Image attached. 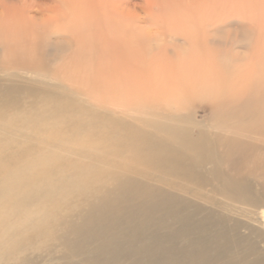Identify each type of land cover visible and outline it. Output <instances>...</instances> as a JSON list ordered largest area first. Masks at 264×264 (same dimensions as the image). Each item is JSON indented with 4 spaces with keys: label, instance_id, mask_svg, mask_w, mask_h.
Wrapping results in <instances>:
<instances>
[{
    "label": "bare ground",
    "instance_id": "obj_1",
    "mask_svg": "<svg viewBox=\"0 0 264 264\" xmlns=\"http://www.w3.org/2000/svg\"><path fill=\"white\" fill-rule=\"evenodd\" d=\"M140 1L0 0V264H231L264 243V0H235L252 47L207 70L199 0Z\"/></svg>",
    "mask_w": 264,
    "mask_h": 264
},
{
    "label": "rangeland",
    "instance_id": "obj_2",
    "mask_svg": "<svg viewBox=\"0 0 264 264\" xmlns=\"http://www.w3.org/2000/svg\"><path fill=\"white\" fill-rule=\"evenodd\" d=\"M8 1V0H5ZM40 3H45V0H35ZM140 0H130V5L133 4H140ZM238 6V1L230 2L228 0H199V66L203 70L211 69L213 66L212 63H217L221 61L220 57H215L213 52H224L225 50H229V48H233L234 52L240 53L244 52L245 50L243 47L247 48L249 50V44L251 42H242L239 37L235 34L233 30L237 29L239 30V27L236 25H231V23H237L236 21L238 19H241L238 16H241L238 11L235 12V9H237ZM233 9V11H231ZM36 18H41V14H33ZM238 18V19H237ZM231 22V23H230ZM235 35V36H234ZM52 46L56 44H60L61 41L57 37H52L49 38ZM252 45V43L250 44ZM70 50H63L58 52L57 54L55 53L53 56L54 60L56 63L60 64L61 62H64L67 60V56L70 55ZM255 60L251 58L250 56H245L240 63H250L254 62ZM233 65L231 64V67ZM212 104V101H204L200 106L199 112L196 114V119L199 121L203 115L206 114V110L208 106ZM201 111V113H200ZM245 236H251V233L249 232H243ZM257 239V238H256ZM254 242V240H252ZM249 247H248V246ZM254 245V244H253ZM247 246V247H246ZM260 246V247H258ZM246 247V248H245ZM258 247V248H257ZM239 248V249H238ZM248 248V249H247ZM232 247H228L227 250H225V255L224 258L230 257L232 253L234 254ZM238 250H244L242 253H248L247 254H240L239 260L243 259L246 260V262L249 263H254L255 261L260 264H264V243H259L257 246L252 247V244L250 243H244L242 247H237ZM256 249V250H255ZM47 249H42L40 251H36V254H28V257H32V260H37V262L40 261V259H44L46 257V254L48 253ZM247 250V251H246ZM253 250V251H252ZM62 250H57V254L55 253V256H52V259H54L53 263L51 264H64L65 261L62 256H64V252L61 253V256L59 255ZM227 251V252H226ZM237 251V250H235ZM249 251H252L249 253ZM255 251V252H254ZM39 252V253H37ZM232 252V253H231ZM39 254V255H38ZM49 254V253H48ZM227 256V257H226ZM37 257V258H36ZM61 257L62 259H60ZM247 258V259H246ZM30 259V260H31ZM56 259V260H55ZM59 259V260H58ZM251 259V260H249ZM34 261V263L36 262ZM261 262H259V261ZM61 261V262H59ZM237 260L233 261L231 264H239ZM66 262V261H65ZM78 262V259H75V263ZM263 262V263H262ZM67 263V262H66ZM226 264V263H225Z\"/></svg>",
    "mask_w": 264,
    "mask_h": 264
}]
</instances>
